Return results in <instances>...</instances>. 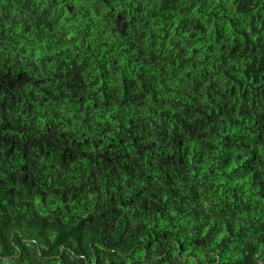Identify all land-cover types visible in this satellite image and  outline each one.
I'll use <instances>...</instances> for the list:
<instances>
[{
	"label": "clouds",
	"instance_id": "1",
	"mask_svg": "<svg viewBox=\"0 0 264 264\" xmlns=\"http://www.w3.org/2000/svg\"><path fill=\"white\" fill-rule=\"evenodd\" d=\"M261 56L264 0H0V264H264Z\"/></svg>",
	"mask_w": 264,
	"mask_h": 264
},
{
	"label": "trees",
	"instance_id": "2",
	"mask_svg": "<svg viewBox=\"0 0 264 264\" xmlns=\"http://www.w3.org/2000/svg\"><path fill=\"white\" fill-rule=\"evenodd\" d=\"M197 11V9L193 8V12ZM123 18L117 14V17H116V20L113 21V23L115 24L116 26V30H119L117 31V34L118 35H123V29H121V20ZM219 35V34H218ZM245 51H247V49H245ZM256 49L253 48L252 49V52H255ZM248 64H249V68L244 72L242 73V75L244 76H248V73L250 72L251 73V80H252V83H255L256 82V77H257V74H260L261 76H264V56H261L259 57L258 59L256 60H252L250 59L248 61ZM8 87H11L12 85H7ZM244 123H248L249 121H243ZM231 132L232 134H235L236 132V129L235 128H232L231 129ZM225 140H228L229 139V136L228 134H225V137H224ZM239 140H241L242 142L245 141V140H249L251 139V141L253 143H260V142H264V119H260V120H253L251 121V127L248 128L245 132L244 135L242 136H239L238 137ZM181 141L179 140H175L173 141V144L175 145V147L179 148L181 147ZM244 147H247V145H242ZM47 145L45 144L44 145V150L47 151ZM39 151V149H37ZM191 151V150H190ZM68 159H71V157H67ZM254 158V157H253ZM29 178L24 176L23 174V171L21 172V183H23L25 180H28ZM12 191V190H10ZM39 203V202H38ZM118 207H123V205H120ZM154 207V206H153ZM161 227H163V221L161 222ZM165 239H167L166 236H164ZM177 249H179V251L182 253L185 249H184V244L183 242H180L178 243L176 246H175ZM27 250L26 249H21V252H20V256H19V259L20 261H23L25 260V258L27 257Z\"/></svg>",
	"mask_w": 264,
	"mask_h": 264
}]
</instances>
